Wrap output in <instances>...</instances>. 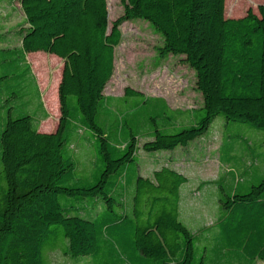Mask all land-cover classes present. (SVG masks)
<instances>
[{
  "label": "trees",
  "instance_id": "1",
  "mask_svg": "<svg viewBox=\"0 0 264 264\" xmlns=\"http://www.w3.org/2000/svg\"><path fill=\"white\" fill-rule=\"evenodd\" d=\"M17 1L24 15L20 46L0 48V64L12 65L18 56L24 60L39 52L61 60L60 119L51 133L40 132L29 115L8 116L0 129V264H51L47 256L52 253L93 256L101 230L125 221L134 228L131 239L139 257L192 264L201 248L178 214L179 189L187 179L166 166L151 178L135 171L128 184L124 167L136 161L139 136L126 130L131 131L136 118L123 123L121 143L112 144L106 132L111 113L102 93L112 77L120 26L144 21L161 38L159 55L180 58L194 73L202 97L198 124L173 134L161 133L154 124L141 147L147 153L172 152L201 138L218 116L264 134V2L256 13L248 9L243 17L225 18V0H119L122 16L108 29L106 0ZM12 79L14 75L0 76V88ZM128 97L147 105L141 93L129 88L123 95ZM71 109L80 117L79 130L91 133L103 166L84 183L67 139ZM127 198L132 199L129 206ZM89 201L105 204L99 217L110 224L100 228L89 217ZM219 202V257L209 264L264 262V180ZM206 258L202 251L194 264H205Z\"/></svg>",
  "mask_w": 264,
  "mask_h": 264
},
{
  "label": "rangeland",
  "instance_id": "2",
  "mask_svg": "<svg viewBox=\"0 0 264 264\" xmlns=\"http://www.w3.org/2000/svg\"><path fill=\"white\" fill-rule=\"evenodd\" d=\"M263 2L225 0L224 17L240 18L248 9L256 13L257 6ZM106 4L110 29L112 22L122 16L123 8L119 0H106ZM23 22L24 15L17 0H0V48L20 46L19 32ZM120 32L121 41L114 49L112 77L102 94L108 98L106 105L111 114L106 132L112 144L122 142L120 133L124 122L132 118L137 121L131 131L126 132L138 134L139 151L136 161L124 167L123 178L132 185L135 171L144 178L163 165L180 171L188 183L179 190V221L201 248L195 251L194 262L198 261L203 249L207 257L205 264H209L219 257L217 248L221 242L217 225L223 215L219 199L225 202L234 191L247 193L264 180V134L247 124L228 122L218 116L201 138L184 149L142 151V145L150 140L146 133L154 124L163 134L196 126L203 116L197 111L202 107V97L195 89L194 73L179 61L180 58L159 55L157 49L161 47V38L150 25L142 20H131L120 26ZM62 67L61 60L41 52L29 54L24 60L18 56L12 65L0 64V76H15V79L3 82L0 88V129L8 116L29 115L37 120L40 132H54L60 119L57 86ZM127 88L141 93L148 101L147 105L139 106L142 100L138 97L123 98ZM70 117L73 122L67 128V139L77 167L82 171L80 181L84 183V178L91 173L98 176L103 166L96 158L91 133L79 130L82 128L78 113L71 109ZM89 202V217L99 223L100 228L110 224L108 219L99 217L105 204ZM131 202L132 199L127 198L125 205L129 206ZM126 222L120 227L101 230L102 237L93 256L71 257L52 253L47 258L51 264H160L158 260L139 257L133 248L134 239H131L134 228ZM213 248L215 250L211 251ZM176 261L170 259L169 264Z\"/></svg>",
  "mask_w": 264,
  "mask_h": 264
},
{
  "label": "crops",
  "instance_id": "3",
  "mask_svg": "<svg viewBox=\"0 0 264 264\" xmlns=\"http://www.w3.org/2000/svg\"><path fill=\"white\" fill-rule=\"evenodd\" d=\"M51 57H53V58H55V59H57L56 57H54V56H51ZM59 60V59H58ZM60 79H61V77H60ZM59 82H60V80H59ZM58 85H59V83H58ZM57 88H58V86H57ZM189 146V145H188ZM187 146V147H188ZM175 151V150H174ZM174 151H172V152H174ZM162 167H166V166H161V167H158L157 169H155L153 172H152V174L155 172V171H157V170H159L160 168H162ZM172 169H174V168H172ZM175 171H177L178 173H180V174H182L180 171H178L177 169H174ZM152 174H151V176L150 177H147V178H151L152 177ZM183 175V174H182ZM187 179V178H186ZM188 183V179H187V182L185 183V184H187ZM184 184V185H185ZM183 186V185H182ZM181 188V187H180ZM180 190V189H179ZM179 196H180V200H179V207H178V214H180V204H181V194H180V192H179ZM179 217H180V215H179ZM202 251L204 252V255H205V250H203L202 249ZM212 251V250H211ZM208 252H209V250H208ZM221 254H222V256L223 257H225V250H223L222 252H221ZM222 262H224L225 263V260L223 259L222 260Z\"/></svg>",
  "mask_w": 264,
  "mask_h": 264
}]
</instances>
